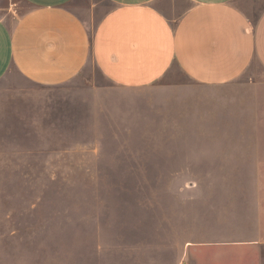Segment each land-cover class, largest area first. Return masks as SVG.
Returning a JSON list of instances; mask_svg holds the SVG:
<instances>
[{
  "label": "rangeland",
  "instance_id": "1",
  "mask_svg": "<svg viewBox=\"0 0 264 264\" xmlns=\"http://www.w3.org/2000/svg\"><path fill=\"white\" fill-rule=\"evenodd\" d=\"M0 264H264L262 66L211 87L174 67L144 89L94 66L51 87L11 68Z\"/></svg>",
  "mask_w": 264,
  "mask_h": 264
},
{
  "label": "crops",
  "instance_id": "2",
  "mask_svg": "<svg viewBox=\"0 0 264 264\" xmlns=\"http://www.w3.org/2000/svg\"><path fill=\"white\" fill-rule=\"evenodd\" d=\"M11 1L12 12L0 5V79L14 68L51 87L94 66L144 89L177 67L211 87L264 69V0H91L81 12L74 0Z\"/></svg>",
  "mask_w": 264,
  "mask_h": 264
}]
</instances>
